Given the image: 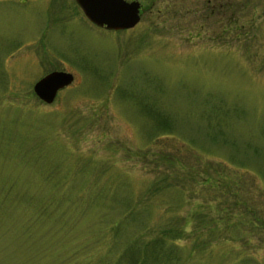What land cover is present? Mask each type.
Returning <instances> with one entry per match:
<instances>
[{"label":"rangeland","instance_id":"rangeland-1","mask_svg":"<svg viewBox=\"0 0 264 264\" xmlns=\"http://www.w3.org/2000/svg\"><path fill=\"white\" fill-rule=\"evenodd\" d=\"M139 1L0 0V264H264V0Z\"/></svg>","mask_w":264,"mask_h":264},{"label":"water","instance_id":"water-1","mask_svg":"<svg viewBox=\"0 0 264 264\" xmlns=\"http://www.w3.org/2000/svg\"><path fill=\"white\" fill-rule=\"evenodd\" d=\"M87 18L108 29H123L134 26L140 19L138 0H76ZM73 79L70 72L54 70L33 83L35 94L46 102H51L57 90Z\"/></svg>","mask_w":264,"mask_h":264},{"label":"flooded vegetation","instance_id":"flooded-vegetation-1","mask_svg":"<svg viewBox=\"0 0 264 264\" xmlns=\"http://www.w3.org/2000/svg\"><path fill=\"white\" fill-rule=\"evenodd\" d=\"M22 3H27V2H33L34 0H20ZM39 1V3H40V7L41 8H43V12L42 13H46V20H47V22H49L50 20H49V18L48 17H50L49 16V10L54 6L53 4H52V0H38ZM62 1V0H61ZM70 1V0H69ZM76 1V0H75ZM190 1H192V2H196L195 0H190ZM197 1H199V0H197ZM211 1L212 0H204V2L207 4V8L210 6V9H209V11L210 12H216V11H218V12H220V9H219V2H217V1H215L216 3H213V5H211ZM77 2V1H76ZM78 4V3H77ZM189 2L188 3H186L184 6L186 7V9L188 10L189 9ZM79 5V4H78ZM57 9H56V11L53 13V11H52V15L54 16V19L56 20V21H61V23H64V22H66L67 21V19H66V15L63 13V11H64V7H62V8H59V7H57V6H55ZM142 8H141V6H140V10H141ZM217 9V10H216ZM82 10V9H81ZM62 16V17H61ZM55 20H53L54 22H55ZM54 70H62V71H69V72H71L70 70H66V69H64V68H52V69H49V70H46V71H44V73L41 75V76H43V75H45V74H48L49 72H51V71H54ZM40 76V77H41ZM67 86V85H66ZM65 87V86H64ZM63 87V88H64ZM62 88V89H63ZM61 90V89H60ZM60 90H58V92L60 91Z\"/></svg>","mask_w":264,"mask_h":264},{"label":"trees","instance_id":"trees-1","mask_svg":"<svg viewBox=\"0 0 264 264\" xmlns=\"http://www.w3.org/2000/svg\"><path fill=\"white\" fill-rule=\"evenodd\" d=\"M160 181H162V180H159L156 183H158ZM143 236H144V238H142V240L140 238V242L138 244H136V246L138 245V248L142 251V255L139 254V257L137 256L135 259L132 258L131 264H143L145 262V260L148 259V258H146L148 250L149 251L153 250L154 248H156V245L158 246L160 244L159 241L165 239V238H163L165 236H161V237L160 236H154V238L149 237V239H146V235H144V233H143ZM136 241H138V239ZM135 243L136 242L135 241L133 242V240H132L127 245V248H129L130 245H134ZM134 248H136V247H134ZM156 251H157V249L154 251V253H156ZM106 263H107V261L104 260V261H100L96 264H106Z\"/></svg>","mask_w":264,"mask_h":264}]
</instances>
